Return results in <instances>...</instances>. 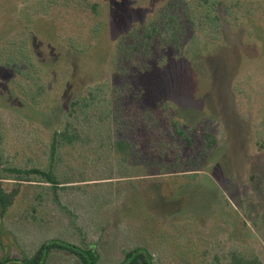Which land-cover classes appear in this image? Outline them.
<instances>
[{"label":"rangeland","instance_id":"rangeland-1","mask_svg":"<svg viewBox=\"0 0 264 264\" xmlns=\"http://www.w3.org/2000/svg\"><path fill=\"white\" fill-rule=\"evenodd\" d=\"M35 1L0 0V39L32 34L31 54L47 67L42 82L48 100L46 107L32 109L13 88L12 74L0 68V175L8 176L6 169L13 166L52 167L59 182L64 177L72 182L57 189L61 205L53 202L47 183L20 184L0 218V259L27 257L54 238L89 245L97 254L95 264H119L135 246L146 248L154 264H224L231 252L264 264V0H239L260 10L240 16L237 25L230 17L218 41L166 46L155 52L151 68L125 74L110 61L116 38L149 19L166 0H92L99 4L96 20L105 32L83 54L64 45L75 28L67 19L63 28L56 12L52 24L41 16L32 21L20 16L19 10ZM91 82H106L111 91L128 89L121 108L132 105L141 125L127 135L117 129V138L145 142L150 127L166 131V119L152 124L143 114L159 116L164 103L189 135L191 145L171 140L188 161L199 157L209 132L215 144L206 160L197 162L196 175L140 171L122 178L117 155L107 147V158L95 157L87 145L62 147L51 158L49 139L63 109ZM169 128L162 135L169 137ZM14 184L3 182L6 189ZM46 264L78 262L52 250Z\"/></svg>","mask_w":264,"mask_h":264},{"label":"trees","instance_id":"trees-1","mask_svg":"<svg viewBox=\"0 0 264 264\" xmlns=\"http://www.w3.org/2000/svg\"><path fill=\"white\" fill-rule=\"evenodd\" d=\"M227 1L166 0L149 19L132 25L116 38L111 54L109 53L110 61L120 74H125L129 70L142 72L154 65L153 55L158 50L170 45L180 48L192 39L216 42L222 35L223 27L228 26L230 17L233 16V21L235 20L237 25L240 16L254 14L255 10H260L258 4L244 3L239 0ZM29 6L26 3L23 9L19 10L22 11L20 16L27 21L41 16L44 21L52 24L55 18L54 16L50 20L49 18L54 12L63 28L68 24L67 21H70V26H73L75 31L69 33L63 42L67 48L79 54L89 51L91 47L94 48L97 41L104 35V23L96 20L99 13V4L96 1L36 0L31 8ZM21 33L20 31L5 35L0 39V68L8 69L12 74L10 82L13 88L32 109L37 110L43 108L48 101L45 81L42 82L43 71L47 70V67L38 61L39 59L35 60L31 54L34 49L31 45L32 34ZM81 33L86 34L85 40ZM105 83L87 84L71 98L67 109H63L59 125L52 130L49 139L51 158L59 156L60 148H73L75 145H87L85 147L88 152L91 151L95 157L107 158L110 156L107 151H104L107 147L106 149L110 148L117 155L118 173L122 178H129L140 171L148 172V175L156 174L155 171H162L164 174L182 173L180 175L184 176L193 172L188 177H194L197 162L205 161L208 152L215 144L211 134L209 132L204 134L205 144L199 157L192 162L188 161L187 157L182 156V152L178 153L174 147H171L174 146L171 140L174 139L173 141L180 145H191L189 135L174 119L171 113L172 106L164 103L159 116L149 110H145L143 114L144 118L152 120V124L159 119L160 122L166 119L167 132L170 127L169 137L162 135L166 131L162 133L161 126L158 131H155L156 128H149L150 125H147L146 129H150L151 135L145 139V142L136 140L138 137L135 141L133 140L134 142L126 136L117 138L114 135L118 132L117 129L119 133L127 135L129 131L141 125V119L131 114L132 105L129 106V110L126 108L127 114V110L124 111L121 108L126 105L123 102L128 89L125 86H119L111 91L107 89ZM117 104L119 109L115 110L114 106ZM186 149L188 150L187 147ZM6 171L8 176L0 175V218L4 217L9 207L15 202L20 193L21 183H38L37 185L47 183L52 191L53 202L61 205L57 189L61 183L72 182L65 177L59 182L58 175L52 167L43 169L13 166ZM5 179H11L15 184L10 189H6L3 185ZM52 250L73 255L78 264H95L97 260L96 251L89 245L81 247L53 238L41 243L27 257H4L0 259V264H46L48 254ZM119 264L154 263L152 255L146 248L135 246L125 251L124 258ZM224 264L263 263L256 256L243 257L236 252H231L228 261Z\"/></svg>","mask_w":264,"mask_h":264}]
</instances>
